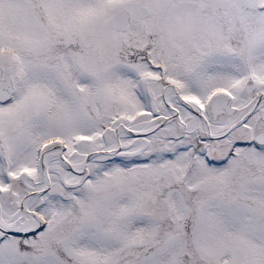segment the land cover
<instances>
[{
    "label": "snow or ice",
    "instance_id": "obj_1",
    "mask_svg": "<svg viewBox=\"0 0 264 264\" xmlns=\"http://www.w3.org/2000/svg\"><path fill=\"white\" fill-rule=\"evenodd\" d=\"M0 264H264V0H0Z\"/></svg>",
    "mask_w": 264,
    "mask_h": 264
}]
</instances>
